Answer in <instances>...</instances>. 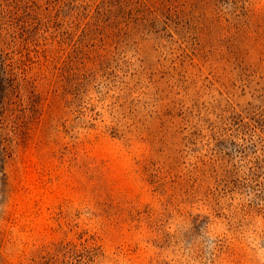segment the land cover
Listing matches in <instances>:
<instances>
[{
	"label": "rangeland",
	"instance_id": "374dc122",
	"mask_svg": "<svg viewBox=\"0 0 264 264\" xmlns=\"http://www.w3.org/2000/svg\"><path fill=\"white\" fill-rule=\"evenodd\" d=\"M0 264H264V0H0Z\"/></svg>",
	"mask_w": 264,
	"mask_h": 264
}]
</instances>
